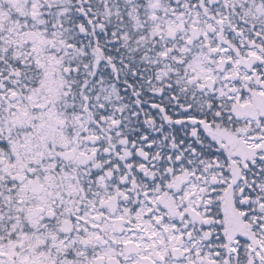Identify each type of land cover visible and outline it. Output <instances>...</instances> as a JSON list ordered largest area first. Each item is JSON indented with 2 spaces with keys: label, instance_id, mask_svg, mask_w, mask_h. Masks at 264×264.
<instances>
[{
  "label": "snow or ice",
  "instance_id": "1",
  "mask_svg": "<svg viewBox=\"0 0 264 264\" xmlns=\"http://www.w3.org/2000/svg\"><path fill=\"white\" fill-rule=\"evenodd\" d=\"M0 264H264V0H0Z\"/></svg>",
  "mask_w": 264,
  "mask_h": 264
}]
</instances>
